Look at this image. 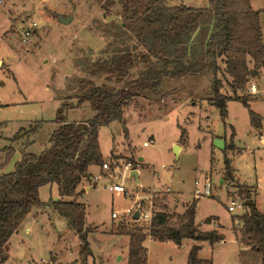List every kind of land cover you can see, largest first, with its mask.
Returning a JSON list of instances; mask_svg holds the SVG:
<instances>
[{
    "label": "rangeland",
    "instance_id": "1",
    "mask_svg": "<svg viewBox=\"0 0 264 264\" xmlns=\"http://www.w3.org/2000/svg\"><path fill=\"white\" fill-rule=\"evenodd\" d=\"M184 1L194 6L202 3V0ZM180 2L170 0L169 4ZM253 3L256 9L264 8V0ZM58 14L71 15L74 19L64 24ZM114 20L120 22L119 17L107 15L101 3L94 0H4L0 4V175L14 170L29 136L33 141L28 151L39 154L49 146L61 102L73 106L67 113L70 121L87 120L95 115L88 102L77 105V99L57 97L73 93L66 91V87L69 82L73 87L76 85L75 77L89 76L83 67L88 59L98 58L112 40L105 30ZM261 26L264 34V12ZM218 76L226 84L228 76L221 73ZM213 77V72L208 70L200 75L166 78L160 93L144 92L124 106L125 123L114 120L100 128L99 140L104 156L109 157L105 162L110 169H106L105 176L100 173L99 165H93L92 172L100 176L93 180L97 184L77 195L78 201L86 204L87 223L98 226L90 234L93 254L87 262L80 256L78 235L49 204L50 199L58 200L60 196L56 185L48 184L40 194L47 200L46 204L34 207L11 237L5 264H128L130 237L118 231L122 225L148 226L151 221L132 219L129 209L140 205L151 213L165 203L168 211L179 213L197 197L196 223L202 226L207 217L216 216L219 220L216 226L226 240L214 245L201 242L199 257H212L213 264H261L245 262L239 257L236 232L243 228L240 217L249 211L247 205L233 212L228 206L232 200L245 202L249 193L264 212V77L252 78L242 93L256 99L251 102V108L263 118L262 137L252 126L249 109L241 101L229 102L227 118L221 117L218 108L209 103ZM94 79L101 83L104 77ZM253 83L257 85L256 92L250 89ZM221 91L230 93L228 85ZM38 122L43 124L35 133L13 139L19 130L32 129ZM125 127L129 136L125 135ZM183 130H186L183 148L175 151L174 143L180 141ZM152 138L155 143L145 146L144 142ZM231 140L235 149L227 151V155L235 172L232 179H227L223 147ZM9 146L14 151L6 158ZM140 156L145 160L140 161ZM128 161L139 163L138 178L131 174L132 170H125ZM206 175L212 180V194L201 193L196 197L197 188L203 189ZM196 180L201 181L199 186ZM93 182L90 176L86 177L80 187ZM115 183L123 185L126 192L110 190L109 186ZM113 212L119 217L113 218ZM211 223L205 224L204 229H213L217 220L213 218ZM188 241L184 247L148 236L147 264H184L191 243Z\"/></svg>",
    "mask_w": 264,
    "mask_h": 264
},
{
    "label": "trees",
    "instance_id": "2",
    "mask_svg": "<svg viewBox=\"0 0 264 264\" xmlns=\"http://www.w3.org/2000/svg\"><path fill=\"white\" fill-rule=\"evenodd\" d=\"M94 1L101 3L107 15L119 17L120 22L114 20L108 24L105 31L112 40L98 58L86 61L83 71L89 76L75 77L76 85L73 87L69 82L66 87V91L73 93L57 99H77V105L88 102L95 115L84 121H69L67 113L73 106L61 102L49 146L35 154L27 150L32 141L26 140L14 170L0 175V264L8 260L6 247L26 217L34 207L46 204L40 198V188L49 183L57 184L60 196L58 200L50 199L49 204L76 232L82 261H88L93 254L89 239L95 227L87 223L86 204L74 197L84 192L77 189L90 176V166L105 163L100 128L114 120L125 123L124 106L144 92L160 93L166 78L200 75L210 70L214 77L209 103L218 108L221 117L227 118L231 100H239L249 109L252 126L258 130L263 127L262 116L251 108L254 97L242 94L252 78L264 76L262 10L254 9L251 0H208L210 7L172 6L169 0ZM115 8L118 11H112ZM219 73L228 76L226 84ZM95 77H104V80L98 83ZM119 83L124 85L117 86ZM225 85L230 93L221 91ZM42 124L38 122L29 130L22 128L13 139L35 133ZM125 135L129 136L126 127ZM185 136L186 130H183L181 143ZM234 149L233 140L224 148L227 179H232L235 172L227 151ZM13 151L9 146L6 158ZM244 200L250 203L245 202L249 211L241 216L243 227L252 249L261 254L264 264V212L257 208L249 193ZM197 201L183 213L170 212L165 203L160 204V210L153 212L148 226L122 225L118 233L130 236L128 264L147 263L144 242L148 236L177 245H182L185 238L211 244L223 240L224 235L217 230L200 229L196 223ZM213 218L208 217L205 222ZM200 249V245L192 246L188 264H213L211 258L199 257Z\"/></svg>",
    "mask_w": 264,
    "mask_h": 264
},
{
    "label": "crops",
    "instance_id": "3",
    "mask_svg": "<svg viewBox=\"0 0 264 264\" xmlns=\"http://www.w3.org/2000/svg\"><path fill=\"white\" fill-rule=\"evenodd\" d=\"M170 1V0H169ZM258 1H261V0H258ZM202 3H201V5H199V6H194V5H190L189 3H187V2H185L184 0H181V2L180 3H177V4H174V5H172V6H177V5H181V4H186V5H188V6H193V7H210L211 5H210V3H209V1L208 0H202L201 1ZM251 4H252V7L254 8V9H256L253 5H254V3H253V0H251ZM256 10H262V12H264V8H259V9H256ZM260 76H263V75H260ZM264 77V76H263ZM258 99V98H257ZM254 100H256V99H254ZM254 100H252V101H254ZM251 101V102H252ZM251 102H250V104H251ZM229 104V103H228ZM259 114V113H258ZM69 120V119H68ZM70 121V120H69ZM82 121H84V120H82ZM76 122H79V121H76ZM262 125H263V118H262ZM256 129V128H255ZM262 129H263V127H262ZM262 129L261 130H259L260 131V137H262L263 136V134H262ZM234 133V135H235V132H233ZM29 139L31 140V141H33L32 139H31V137L29 136ZM264 140V139H263ZM183 144L184 143H180V141H178V142H175L174 143V149H175V146L176 145H178L179 147H180V150L183 148ZM223 148H225V144H224V147ZM102 149V148H101ZM43 151V150H42ZM103 153V152H102ZM178 154V153H177ZM112 155V154H111ZM103 156H104V153H103ZM104 158L105 159H108L109 157H105L104 156ZM140 158H142V159H140ZM139 160L140 161H144L145 160V157L144 156H140L139 157ZM137 162V161H136ZM142 163V162H141ZM137 165H139V163L137 164ZM100 167H101V169H100V173L102 174V175H105V176H107V170L106 169H103L102 168V165H99ZM92 167L93 166H90V168H89V171H88V173L90 174V178H91V180H92V182H93V180L94 179H92L93 178V176H95L94 175V173L92 172ZM137 169V172H138V177H139V173H140V169L139 168H136ZM224 171H225V169H224ZM50 185H51V187H53V185H56V187H57V191H58V186H57V184L56 183H49ZM82 184V183H81ZM80 184V185H81ZM97 184V182H93V184H88V185H86V187L85 188H81L80 187V185L78 186V189H77V191H81V190H83L84 189V191L85 190H90L91 188H92V186L94 185H96ZM48 184H46V185H44V186H42L41 188H40V194L42 195V191H43V189L47 186ZM257 193H258V191H257ZM257 196V195H256ZM178 197H180L179 196V194H178ZM195 197V196H194ZM197 197V196H196ZM41 198V197H40ZM74 198H76L77 199V196H75ZM70 199V198H69ZM197 200L199 199L198 197L196 198ZM41 200L42 201H47V200H44V199H42L41 198ZM254 200H255V202H256V198H254ZM77 201H78V199H77ZM194 201V200H193ZM193 201H191L190 203H187V205H186V208H185V210L187 209V207L193 202ZM245 202H247V201H245ZM246 205V204H245ZM257 206V205H256ZM258 208V207H257ZM143 209H145L144 207H143ZM149 209V208H148ZM151 209V208H150ZM196 209H197V207H196ZM184 210V211H185ZM183 211V212H184ZM183 212H179V213H183ZM262 212V211H261ZM148 213V212H147ZM176 213H178V212H176ZM246 212H244V214H245ZM151 214H153V209L151 210ZM243 214V215H244ZM242 216V215H241ZM210 217H215V219L217 220V223H214V226H213V229H211V230H217L220 234H223L222 232H220V229H219V227H217L216 225L218 224V222H219V220L217 219V217L216 216H210ZM208 218V217H207ZM240 219H241V217H240ZM240 221H242V219L240 220ZM205 224H206V226L207 225H213V223H211V222H205V220H204V222H203V225L201 226L200 225V229L201 230H203V231H211V230H207V229H204V226H205ZM240 225H243V221L241 222V224ZM92 226H94V227H98V226H96V225H92ZM219 226V225H218ZM235 227V226H234ZM243 227V226H242ZM27 230H30V227L28 226L27 227ZM237 230V229H236ZM236 230H235V232H236ZM224 235V234H223ZM130 237V236H129ZM149 237H151V236H149ZM241 237V239H239ZM151 238H153V237H151ZM154 239V238H153ZM191 240V243H190V245H189V247H188V250L190 251V249L192 248V246L193 245H200L201 246V248H202V245H201V242H204V241H199V240H195V239H192V238H185L184 240H183V243H182V245H178V246H184V247H186V244H188V240ZM156 240V239H155ZM236 240H237V242H238V245H239V257L243 260V261H245V262H249V263H253V262H260L261 264H262V256H261V254L260 253H258V252H255L253 249H252V244L249 242V240H248V235H247V233H246V231H245V228L243 227V228H240V229H238V232H236ZM169 242H171V243H174L175 245H177L175 242H173V241H169ZM209 242V241H208ZM219 242V241H218ZM221 242H223V243H225L226 242V240L225 239H223V240H221ZM129 243H130V240H129ZM216 243V242H215ZM214 243V244H215ZM214 244H212V245H214ZM144 246H145V242H144ZM145 248H146V246H145ZM128 250H129V244H128ZM146 250H147V261H148V249L146 248ZM188 254H189V252H188ZM212 260H213V258L212 257H210ZM202 259H208V258H202ZM148 263V262H147ZM146 263V264H147ZM184 264H188V259L187 260H185L184 261Z\"/></svg>",
    "mask_w": 264,
    "mask_h": 264
},
{
    "label": "built area",
    "instance_id": "4",
    "mask_svg": "<svg viewBox=\"0 0 264 264\" xmlns=\"http://www.w3.org/2000/svg\"><path fill=\"white\" fill-rule=\"evenodd\" d=\"M4 2V0H0V4H2ZM36 24V23H34ZM29 33V30L28 28H26V31H24V34L27 35ZM250 89L252 92H256L257 91V85L255 83H253L251 86H250ZM155 143V140L152 138L150 139L149 141H145L144 142V145L145 146H149L151 144H154ZM118 166V164H116V167ZM103 168L104 169H110V165L108 162H105L103 164ZM125 170H134V164L131 162V161H128L125 166H124ZM100 176H93L92 179H99ZM196 185L199 186L201 184V181L199 180H196ZM202 185H203V189H199L197 188L196 190V196H198L199 194L201 193H204V194H207V195H210L212 194V187H213V184H212V180L210 178V176H205V178L203 179V182H202ZM110 190L116 192V193H121V192H126V188L121 185V184H118V183H115V184H111L109 186ZM245 206V202H240V201H237V200H232L231 201V204L228 206V209L233 212L236 208H243ZM138 211L139 213V218H134V215L135 213ZM129 212V216L132 217V219L134 220H140V219H151L152 218V214L151 213H147L146 211H144L143 207L138 205L137 207H134V209H129L128 210ZM112 217L113 218H117L119 217V214L116 213V212H113L112 213ZM128 217V216H127Z\"/></svg>",
    "mask_w": 264,
    "mask_h": 264
},
{
    "label": "water",
    "instance_id": "5",
    "mask_svg": "<svg viewBox=\"0 0 264 264\" xmlns=\"http://www.w3.org/2000/svg\"><path fill=\"white\" fill-rule=\"evenodd\" d=\"M58 17H59V21L64 23V24H69L73 21L74 17L69 15V16H64L63 14H58ZM178 145L175 146V151L178 149ZM142 159V158H140ZM132 175H134L136 178H138V172L136 169L132 170L131 172ZM250 203V200H247L246 204H249ZM134 218H139V213L138 211L135 213L134 215Z\"/></svg>",
    "mask_w": 264,
    "mask_h": 264
}]
</instances>
